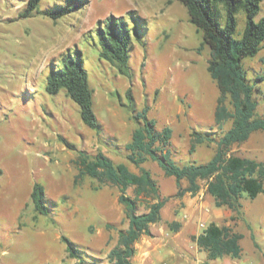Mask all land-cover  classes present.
<instances>
[{
    "label": "rangeland",
    "instance_id": "1",
    "mask_svg": "<svg viewBox=\"0 0 264 264\" xmlns=\"http://www.w3.org/2000/svg\"><path fill=\"white\" fill-rule=\"evenodd\" d=\"M27 2L0 0V264H69L73 259L67 256L62 236L88 249L96 247L94 254L99 256V247L105 250L100 233H114L109 238L111 246L119 229H126L129 223L118 201L117 186L101 185L90 176L76 183L74 160L80 151H102L115 163L125 162L138 172L126 159L125 144L142 123L133 115L147 108L156 129L168 126L173 130L171 153L176 164L206 163L214 156L215 145L198 144L191 151L190 134L208 132L212 127L218 130L215 110L220 92L207 69L210 47L204 44L200 49L202 32L177 0H87L84 6L57 19L44 12L55 10L66 0H41L36 13L23 16ZM132 11L144 20L136 18L133 22ZM111 14L142 26L129 50L132 78L121 75L99 55L96 28ZM262 15L264 2L256 19ZM244 26L245 12L241 9L236 36ZM74 48L83 52L101 129L83 122L80 106L65 89L56 94L46 90L53 66L58 65L61 54ZM242 64L249 82L264 75V48L255 56L243 58ZM256 88V116L262 117L264 81ZM128 89L133 103L127 97ZM229 126L227 123L225 128ZM232 151L264 161V130L253 132ZM144 167L158 183L161 197L168 198L161 220L152 227L156 228L155 237H164L167 232L174 235L169 223L177 221L182 227L179 241L195 256L197 250L190 246L193 236L204 231L202 223L205 227L211 222L228 224L243 234L242 255L235 259L241 264H264L263 193L254 199L244 194L240 213L217 207L206 182L200 181L197 202L204 206L201 211H189L183 197L176 196L174 177L166 176L151 159ZM35 183L44 187L47 214L35 210L31 198ZM187 184L182 181L183 187ZM127 193L133 196V187ZM218 209L221 214L211 218ZM228 209L233 212L230 217ZM144 210L145 204L140 203L138 212Z\"/></svg>",
    "mask_w": 264,
    "mask_h": 264
},
{
    "label": "trees",
    "instance_id": "2",
    "mask_svg": "<svg viewBox=\"0 0 264 264\" xmlns=\"http://www.w3.org/2000/svg\"><path fill=\"white\" fill-rule=\"evenodd\" d=\"M41 0H28L23 16L37 12ZM188 12L189 20L202 32L204 44L209 45L211 56L208 72L216 81L219 96L215 110V124L218 130L211 128L208 132L193 131L190 134L191 151L198 144L215 145V153L206 163H189L178 165L172 158L171 139L173 130L165 127L158 130L153 120L147 116V108L136 113L134 118L142 122L133 130L131 141L125 144L126 159L138 168L132 171L125 162L115 163L104 152L95 154L80 151L74 160L78 170L75 181L84 176L98 180L99 184H112L119 190L118 201L124 206L129 219L126 229H119L117 244L107 253L106 264H133L136 244L143 236H151V225L158 223L161 211L168 198H162L159 185L149 169L144 167L147 160L156 161L166 176L175 178L176 196L192 195L199 192L200 181L206 182L207 192L214 198L217 207H228L240 212L241 199L244 194L256 198L264 194V161L235 154L233 146L246 142L251 134L264 130V116L257 117L256 99L257 83L264 81V75L257 76L249 82L242 61L245 57L255 56L264 48V15L256 19L264 0H177ZM87 0H66L55 10L44 14L53 19L72 13L84 6ZM245 12V26L236 36L237 13ZM132 11L130 18L136 23L144 18ZM138 24L131 25L125 16L109 15L100 21L96 28L99 55L114 66L121 75L132 78L129 64V50L133 46V36L139 37ZM47 77L46 90L51 94L65 89L67 94L80 106L83 122L93 129H101L93 109L94 90L90 87L85 68L83 52L79 48L68 49L59 58L58 65ZM127 97L134 102L131 89ZM133 109V106H130ZM134 110V109H133ZM142 120V121H141ZM230 123L228 128L225 125ZM187 186H182V181ZM133 187L134 195L127 190ZM35 210L48 213L44 187L35 183L31 193ZM140 203L145 210L138 212ZM107 226H110L109 224ZM169 227L178 231L181 227L177 221ZM243 234L229 225H217L211 222L193 240L198 247L208 253L209 259L223 256L238 258L242 255L241 239ZM65 244L67 256L74 264H104V257L95 255L82 245L66 236L61 237Z\"/></svg>",
    "mask_w": 264,
    "mask_h": 264
},
{
    "label": "crops",
    "instance_id": "3",
    "mask_svg": "<svg viewBox=\"0 0 264 264\" xmlns=\"http://www.w3.org/2000/svg\"><path fill=\"white\" fill-rule=\"evenodd\" d=\"M128 142H130V140ZM106 155L109 156L108 154H106ZM187 194L192 195L191 193H186L184 196H182L183 197L182 200L187 205L188 210L192 211L191 209H193V210L200 209V211H201L202 207L204 205L202 202H199V203L197 202L198 192L196 194L192 195L193 197H189V198H187V196H186ZM241 210H242V208H241ZM241 210H240V213H241ZM213 212H214V216H212L211 218H214V219L219 214H221L219 209L214 210ZM232 215H233V212L228 209L227 216L230 217ZM240 218H243V215L240 214ZM156 224H153L150 227L152 235L151 236H143L141 238V240L136 244V255L133 259V264H241V263H239L238 259H235V258L234 259H219V258H222V257H219L216 259H209L208 253L205 250L200 249L194 240L192 241V245L190 246V248L191 249L196 248L197 255L192 256V255L188 254L187 251L184 250V246H187V245H183L179 241L181 239L180 237L182 234V227H180L181 229H179L178 231H175L174 235H172L171 233L169 234L167 232V234H165L164 237H155L153 234H154V232H155L154 230H156V228H154V230H153L152 227H155ZM226 225H228V224H226ZM159 227H160V225H159ZM159 229L160 228H157V230H159ZM195 235L198 236L199 234H195ZM110 236H114V233L113 232L110 233L107 231L106 233H102V234L100 233V235H99L100 242H103V247L105 250H104V252H102L101 251L102 246L100 245L101 247H99V250H98L100 252H98V254L101 256L103 255V257H105L107 255V253L117 244L118 233L115 235L116 242L111 246L108 245ZM147 237H148V239H147ZM175 238H179V239L173 241V239H175ZM89 250L94 252V253H97L96 247L91 246L89 248ZM138 253H140L139 256H138ZM154 257H155V259H154ZM223 257H226V256H223ZM228 257L233 258L232 256H228ZM240 257H238V258H240ZM101 260H103L104 264L108 263L107 259H101ZM74 263H75V261L72 260L69 264H74Z\"/></svg>",
    "mask_w": 264,
    "mask_h": 264
},
{
    "label": "built area",
    "instance_id": "4",
    "mask_svg": "<svg viewBox=\"0 0 264 264\" xmlns=\"http://www.w3.org/2000/svg\"><path fill=\"white\" fill-rule=\"evenodd\" d=\"M201 226H202L203 228H206L205 225H204L203 223L201 224Z\"/></svg>",
    "mask_w": 264,
    "mask_h": 264
}]
</instances>
